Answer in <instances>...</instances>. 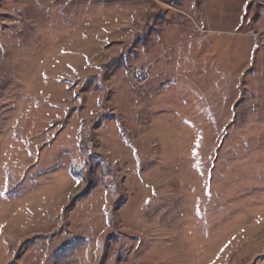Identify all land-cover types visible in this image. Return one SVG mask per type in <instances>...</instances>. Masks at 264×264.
<instances>
[{"label": "rangeland", "instance_id": "rangeland-1", "mask_svg": "<svg viewBox=\"0 0 264 264\" xmlns=\"http://www.w3.org/2000/svg\"><path fill=\"white\" fill-rule=\"evenodd\" d=\"M264 264V0H0V264Z\"/></svg>", "mask_w": 264, "mask_h": 264}, {"label": "trees", "instance_id": "trees-1", "mask_svg": "<svg viewBox=\"0 0 264 264\" xmlns=\"http://www.w3.org/2000/svg\"><path fill=\"white\" fill-rule=\"evenodd\" d=\"M84 243V240H77L73 245L63 248L54 255L56 264H62L74 251Z\"/></svg>", "mask_w": 264, "mask_h": 264}]
</instances>
